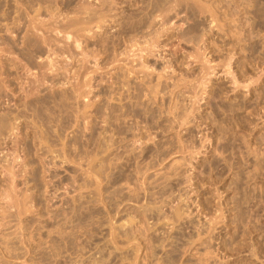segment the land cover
Instances as JSON below:
<instances>
[{
	"label": "rangeland",
	"instance_id": "obj_1",
	"mask_svg": "<svg viewBox=\"0 0 264 264\" xmlns=\"http://www.w3.org/2000/svg\"><path fill=\"white\" fill-rule=\"evenodd\" d=\"M8 1L10 0H0V48L6 46L3 45L4 41L6 42L4 39L11 35L7 31H3L6 29L5 25L11 22L4 14V10L7 8L5 3ZM12 1L15 2V0L10 2L16 3ZM232 2L234 4L235 1L232 0ZM236 2L233 9L235 13L229 14L227 18V23L231 22L230 26L233 29L225 25V20H221L222 22L219 21L221 31L219 32V27L211 31L212 24H209L211 13L206 12L207 16L201 14L202 17L197 18L200 21L206 18L203 28L207 27L205 28L207 33L206 36L203 35L204 40L192 45L185 41L180 42L174 36L164 43H169V46L167 45L163 52H160L162 57L152 58L151 64L155 63L157 69L151 72L149 78L151 77L154 83L158 80L157 76L159 74L161 76L162 68L169 63H175L176 73L173 72L172 74L171 71L173 70L169 73L172 74V78H176V75L178 78L180 76L179 79H182V76L184 79L187 78V80H181L183 86L180 85V88H176L175 94L166 93L164 106L161 107V104L151 105L155 109L153 110L156 117L161 114L168 120L163 122V125L167 128L161 125L162 119H158V122L156 118L155 123H152L143 116L142 121L139 119L140 122L134 120L132 122L136 123V127H140L134 132L137 133L135 134L136 137L132 135L125 141L122 140L121 142L119 140L118 136L115 135L114 127L106 124L109 119V115H107V113H110L109 106L120 103L115 100L118 95L112 98L113 101L108 97L110 86H116L112 80L108 81L109 75L106 74L107 69H113L114 65L112 64L109 65L110 69L96 72L99 77L95 73L93 75L96 76L97 83L94 79L95 91L90 97L91 101L96 102H93V106L88 111L87 119L84 121L87 126L85 123L83 124V120L81 121L83 125L78 126L75 121V113H73L71 107L66 112V108L63 111V109H59V106L51 105L54 104L51 103L50 108L48 106L45 109V113L50 112L49 109L51 110V107H53L51 112L47 114L48 116L51 114L50 117L55 119L54 122L51 120L48 123V128L52 135L54 134L47 140L51 146L53 144L52 147L49 144L46 145L47 142L43 145V143L40 144L38 140L34 139L33 133L37 130L39 132L40 129L38 128L40 127L23 131L20 128L24 125L19 127V132L22 133H19L20 138L27 136L25 131L34 130L32 137L28 135L27 138L25 137V139L18 142V140L13 141L16 140L14 139L16 135H12V138H7V142L5 140L4 142L0 141V143L2 142L0 146V264H264V98L260 99V102L255 95L257 92L250 93L246 88L232 90L233 88L228 80L229 75L225 73L226 67H224L223 61L229 48L232 47V45H229L230 38L227 32L231 30V32L240 31L244 36L241 42L244 47L247 48L256 41L260 48L258 49L259 52L252 54L253 52L248 49L243 48L244 51L239 46L234 47L233 52L237 56L234 59H238V61L233 64V69L239 77L242 76L246 70L244 66L246 58L250 61L252 59V61L255 60L253 62L255 66L250 64L249 73L240 77V79L245 77L247 79L249 76L255 79L258 78V75H262L260 77L264 79V0H236ZM126 5L128 4H122L123 8H120L121 15L127 14L122 13L127 9ZM238 5L241 7H238ZM130 9H133V7ZM1 14L6 16L3 17ZM15 15L16 13L12 14V16ZM183 15L185 14L183 13L175 18L177 29L173 32L181 31L185 28L183 24L187 26L192 22ZM183 19L185 20L182 21ZM6 20L8 23H6ZM203 28L202 30H205ZM118 30L117 22L110 25L106 33L102 31L101 34L105 37L108 34H116ZM92 47L93 50H98L97 47ZM198 48L213 61L211 63L213 68L209 70L211 74L207 75V78L211 79H205L206 83L204 85L199 83L202 79L201 75L204 73L202 67L205 66L203 62L205 60L195 62L193 57H189V52H195ZM89 49V51L92 50L91 47ZM176 50H178V53H176ZM0 53L1 57L4 56L1 60H5L3 62L7 63L11 62L7 58H12L18 54L13 52L12 56H10L11 53L7 56L8 53L1 51ZM179 56H181L180 60H182V56L185 58V60L183 59V65L177 60ZM109 60V57L102 56L100 66L108 65ZM218 62L223 64L220 65ZM206 66H210V64ZM3 69H1L2 73L4 72ZM76 69L78 70L79 67L76 66L72 70L71 76L65 75L63 77L64 82H68L70 78L71 84L75 80L72 76ZM207 69L208 67L204 71ZM20 70L22 71V68ZM110 71L114 72V69ZM22 75V78L18 79L20 80L19 86H24L26 81L24 79L26 74ZM141 75L144 74L141 73ZM5 76H7L6 73H3L2 76L0 75V79H5ZM11 78H13V75ZM164 78V76H161L162 80H165ZM259 78L253 86H259L262 83V79ZM198 79L200 80L198 81ZM196 80L199 83H196ZM68 84L63 88H66ZM49 85H45L44 90L38 96L45 95L53 90L52 86ZM13 86L11 87L14 89ZM55 87L56 90L61 88L58 85ZM259 88V91L263 92L264 84L262 83ZM16 90L18 91V89ZM7 91L11 96L10 88ZM12 91L14 96L15 91ZM236 92H239L238 97L235 96ZM194 95L195 97L198 95L199 98H194ZM4 98H0L1 115L5 109L14 107V100L18 97L14 96L13 102H9L7 98ZM18 102L21 101L18 100ZM244 102H248V107L243 106ZM254 102L258 105L256 106L257 110L254 108L255 105L251 106ZM94 103L96 104L94 105ZM176 103H178V107H176ZM169 105L172 107H169ZM229 108L234 111L229 110ZM252 110H255L254 113H252ZM54 111H57L58 115ZM172 111L173 113H171ZM186 114H190V116ZM240 115L250 116L256 121L255 124L252 123V125L249 124L250 126L242 127L239 119ZM104 116L105 119L107 118L106 120ZM175 116L179 119L181 117V120L182 116H188L185 119L189 120L190 118V122L188 123L187 120L185 123L184 119L183 122L178 123ZM63 117L67 118V122L64 123L66 127L61 122V120L64 121ZM173 118L176 120L174 123ZM27 119L30 120L31 118H23V120ZM145 121L150 123L146 124ZM60 126L63 130L60 129ZM231 127L234 128L231 129ZM45 128L44 130H46ZM258 130L259 132L256 134ZM58 131H63V134L60 133L62 137ZM260 136L261 138L263 136V138L260 142H257L255 137L260 138ZM117 138L120 143L113 140ZM139 138L141 142L137 140ZM33 139L35 143L32 141ZM50 139L52 140L50 141ZM26 141L33 143L31 151L26 149ZM63 142L66 146L62 144ZM145 152H148L147 156L149 157L143 156ZM6 153L9 155L4 157ZM16 154L19 156L18 161L13 157ZM25 164L27 165L25 166ZM13 166H15V170H21L17 171L22 174L20 173L21 175L16 178L15 191H4L7 184H9V182L7 183L8 176L5 175L7 173L5 168ZM24 169H27V171ZM139 170L140 174L138 173ZM22 175L26 176L23 177ZM99 189L101 190L99 191ZM8 192L12 193H9V195ZM27 197L28 199H26ZM29 235L32 236V239ZM113 235L116 236V241L112 239Z\"/></svg>",
	"mask_w": 264,
	"mask_h": 264
},
{
	"label": "bare ground",
	"instance_id": "obj_2",
	"mask_svg": "<svg viewBox=\"0 0 264 264\" xmlns=\"http://www.w3.org/2000/svg\"><path fill=\"white\" fill-rule=\"evenodd\" d=\"M10 1L6 2L5 3L6 5L4 4L5 7L7 6L6 10H4L5 11L4 14L7 15L6 18L9 19L11 22L9 21L10 23L9 24H6V23H8V21L6 20L7 21L5 23L6 24L5 25L6 29L3 30V31H5V32L7 31L11 35H10V37H7L6 39H4V40H6V42L4 41L5 44L3 42L2 43H3V45H6V46H4L3 48L1 47L0 48V51L3 52V53L5 52L6 54L8 53L7 56H9L10 53H11L10 56H12V53L13 52L14 53L17 52L18 54H17V56H14L12 58H7V59L11 60L10 63H7V62H3L5 60H3V61L1 60V59H3L2 57H4V56L1 57V53H0V75L2 76L3 73L4 74L6 73V75H7V76H5L6 78L4 77L6 79V81H5V79H0V98L2 99V97L3 98L5 97V98H7L9 100V102H11L12 100H14V96L15 97H18V98L14 100L15 103H14V107L13 108H7L2 113V115L0 114L1 115L0 116V141H3L4 142V140H5V142H7V138L8 137L9 138H12L11 137L12 135H16L15 138H14L16 140H13V141H17L18 140V142H20L19 140L25 139V137L27 138L28 135H29V137L30 136L32 137V133L34 132V130L33 131H25L27 136H24V138H20V134H22V133H20L21 131L19 132V127L24 125L23 126L24 129H23V127L20 128L23 131L26 130V129H29V128L30 129H36L37 127H40L38 129H40L41 132L39 131L40 132L39 133L38 130H37V132L33 133L34 134L33 137H34L35 140H38V142L40 144H42V143H43V145L49 144V146H51V145H50V142L49 143L47 142V140H49V138L51 136H53L54 134L52 135L50 129L48 128V123H50L51 120L53 121L55 119L53 117H50L51 114H50V116L47 115L48 113L51 112V110L53 109V107H51L52 108L51 110L49 109L50 112H47V114L45 113V109H47L48 106L50 108V104L51 103H54V104H51V105H57V107L59 106V109H61V110L63 109V111L66 108V110H67L66 112H68V108L71 107L73 109V113H75V115H74L75 116V119H76L75 121L78 123V126L83 125L85 123L84 121L87 119V114L89 113L88 111H89L90 107L93 106V102H96V101H91V97H90L91 94L95 91V87H94V84H93L95 81L93 82V80L98 75V73L96 75V72L101 71V70H104V69L106 70L107 68H109V65H112V64L114 65V67H112L114 69V72L110 71V70H113V69H110V68H109L110 70L107 69V73H106V71H104L107 75H109L108 81L109 80H112L113 84L116 85L115 87H113V85L110 86L111 89H108L109 90L108 91V94L110 92V95L108 97H110L112 99V98L115 97V95H116V97L118 95V97L115 98V100H118V102H120V103L119 104H113V105L111 104L110 106L108 105L110 107V109H109L110 110V113H107V115H109V119L106 121L107 123L106 122L105 123L106 124H109V126L114 127L115 135L118 136L119 140H121V142H122V140L125 141L128 137L130 138L132 135L135 136V134H137V133H134L135 130H138L137 128H140V127H136V125H135L136 123L134 124L132 122H133V120L135 122H140L139 119L141 120L143 116H144V118L146 120L151 121L152 123H155V121L156 120L158 121V119H162V124L161 125H163V122H165V120H167V119H165V117H163L161 114L156 117L155 116V112H154L155 109L152 108L151 105L152 104H156V105H160L161 104L160 105L161 107H162V105L164 106L165 95H167L168 92H171V93L175 94L176 93V91H175L176 88H178L180 85H182L181 80L184 79V78L182 76L181 77L182 79H179L180 78L179 75H178L179 78L177 77V75L175 76L178 79L172 78L173 77L172 74H173V72H175V66H174L175 63L174 64H170L169 63V64H166L162 68V71H161L162 73L160 72L161 73V76H164L165 77L164 78L165 80H162L163 77L161 79V76L159 74V76H157L158 77L157 78L158 79L157 82L154 83L153 82V79L151 77L149 78V76L152 74L151 72H153L154 70L157 69L155 67V65H154L155 63L154 64H151L152 58H154V57L158 58L159 56L162 57V55L160 54V52L162 53L163 52V49L169 44V43L168 44H164V43H166L167 41L171 40L174 36H176V39H178V41H180V42L185 41L186 43H191L192 45L193 44H198L202 40H204L203 35L206 36V33H207V32H205L206 31L205 28H207V27L203 28L206 18L204 17L205 20L202 18L204 21L203 20H201V21L200 20H197V18L199 16H201V14L203 16H205L206 15V12L207 13L208 12L211 13L210 14L211 20H210V23H209V24H212L211 25V29H212L211 31H214V29L217 28V27H219V29H218L219 32L221 31V28H220L221 26H219V21L222 22V21L225 20L224 21L226 23L225 25L229 27L231 22L230 23L229 22L227 23V21H228L227 18L229 16V14L232 15L233 13H235V11H233V9L235 8L234 4L236 2V0H233V1H235L234 4H233L232 0H211V2H209L210 0H208V1H205V0H80V1H77V0H15L16 3L14 1H12V2L15 3V4H13ZM122 4H128V5H126L127 6V9H125L124 11H122V13H127V14L121 15V12L119 11L120 8H123L122 7ZM236 4H237V2H236ZM262 4H263V2H262ZM241 6H242V4H241ZM241 6L238 5V7H241ZM129 7L130 8L133 7V9H130ZM2 9H4V8H2ZM1 13H3V12H1ZM13 13H16V15L15 16H12ZM183 13L185 14L183 16H185L186 18L190 19L192 22L189 23L187 26H185V24H183V26L185 28H183L181 26L183 28L181 31H179V32H173V30H176L177 29V27L175 25L177 23V22L175 23V18H178V16H181ZM1 15H3V14H1ZM6 15H3V17H5ZM3 17L1 16V18H3ZM198 19H200V18H198ZM251 19H253V18H251ZM3 20L5 21V18ZM184 20L185 19H183L182 21H184ZM247 21L249 22V20H247ZM117 22H118V26H119V30L117 31V33L116 34H113V35H111V34L109 35L108 34L105 37H103V34H101L102 31H103V33H106L107 28L110 25H113V24H115ZM158 24H160V25L158 26ZM220 25H222V24H220ZM201 27L203 29H205V30H202ZM222 31H224V30H222ZM231 31L230 32L228 31L227 33H228V36L230 38V44L229 45H232V47L229 48V51L226 54L225 59H223V61H224V67H226L225 68V73L227 75H229L228 76L229 77V79H228L229 80V84L233 88L232 90H237L239 88H246L250 93L257 92V94H255V95H256L257 100L260 101V99H263L264 98V89H262L263 92H260L259 91L260 85H262V83L264 84V79L261 78L262 75H258V78L261 76L260 78L262 79V83H260L259 86H256V85L253 86L254 83L258 82V78L253 79L254 77L252 78V77L249 76V78H247V79H245L246 77L240 79V77L245 76L246 74L249 73L250 66L251 65L252 66H255V64L253 65V62L255 60L252 61V59H251V61H250V60H248V58H246L247 60H246V62L244 64L246 70L244 69L245 72H243L244 74H242V76H240V77L237 75V73H235V71L233 69V64L238 61V59L237 60L234 59L235 57L237 58V56H235L236 54L233 52L234 47H238L239 46V48H241V49H243V48L248 49L251 52H253L252 54H254V53H257V51L260 48V46H259V44L256 41L255 42L253 41L254 43H251L249 47L248 46H247V48H246V46L244 47L242 45V43H241L243 41V39H244L243 38L244 36L242 35V33L240 31H236V30L233 31V32H231ZM246 35L248 36V34H246ZM251 37H252V35H251ZM255 38H256V36H255ZM245 41H247V40H245ZM0 43H1V41H0ZM92 46L97 47L98 50H93L94 48ZM219 46H220V44H219ZM221 46H223V45L221 44ZM90 47L92 48L91 51H89L90 50L89 49ZM208 48H209V46H208ZM205 49H207V48H205ZM220 51H217V52H220ZM234 51H236V50H234ZM176 53H178V50H176ZM189 53H190L189 57H193V59L195 60V62L196 61L197 62H201V61L205 60V61H203L205 63V66L202 67V70H203L204 73H202L203 75H201V77H202V79L200 78L201 79V82L199 83L196 80V83H199L200 85H204L206 83V80L205 79H208L207 78V75L211 74V72L209 70H211L213 68L212 65H211V63L213 61H211L206 56V54L200 50V48H198V50L195 51V52L192 51V52H189ZM2 55H5V54H2ZM101 55L102 56L105 55V56H107V57L110 58V60H109L110 62L107 63L108 65L100 66V60H101V57H102ZM250 56H251V54H250ZM180 57L181 56H179L177 60H179V62L181 63V65H183V63H184L183 59L185 60V58H184V56H182L183 58H182V60H180ZM4 59H6V58H4ZM121 61H122V63H121ZM1 62H3V63H1ZM222 62H221V64H223ZM206 63L207 64H210V66H206L207 65ZM89 65H92V66H89ZM76 66L79 67V69L78 70L76 69L75 72L73 73V76H72V77H74L75 80L73 82L71 81L72 82L71 84H70V81H69L70 78L68 79V82L67 81L64 82V80H63L64 78L63 77L65 75L66 76H71V72H72V70ZM207 67H208V69L206 71H204ZM21 68H22V71L20 70ZM1 69H3V71H4L3 73L1 71ZM171 70H173V71H171ZM170 71L172 72V74H169V73H171ZM21 72L24 75L26 74L25 75L26 77L24 76V79H26V81L24 83V86H22V85L19 86L20 85L19 84L20 80H18V79L19 78H22L21 76H23L22 74H20ZM94 73L96 75L95 77L93 76ZM141 73H143L144 75H141ZM12 75H13V78H11ZM97 77H99V75ZM186 77H188V76H186ZM135 78H136V80H138V79L139 80L136 81ZM105 79H106V77H105ZM200 79H198V81ZM210 79H208V80H210ZM95 80H96L95 83H97V78ZM184 80H187V78H185ZM184 80H182V81H184ZM208 80H207V82H208ZM50 81H51V83H50ZM103 81H104V79H103ZM191 83H192V81H191ZM21 84H22V82H21ZM47 84H50L52 86L53 90H50V92H48L45 95L38 96V94L40 95L42 93V91L44 90L43 88ZM66 84H68L67 86H70V85L71 86L70 87H67L66 86V88H63ZM13 85H15V86H13ZM57 85H58V87H61L60 90H58V89L56 90V87L55 86H57ZM11 86H13L15 88L13 89ZM196 86L198 87V85H196ZM8 88H10V92L12 94L11 96H10L9 91H7ZM11 89L14 90V91H15V89H18V91L17 90L16 91L19 94L15 91L14 96H13V93H12L13 91ZM45 90H46V88H45ZM15 94H18V95L16 96ZM238 94H239V92H236L235 93V96L238 97ZM184 96H186V95H184ZM194 98H197L198 99L199 97H198V95L196 97L194 95ZM18 100H20L21 102L19 103ZM179 100H180V97H179ZM179 100H175V101H179ZM112 101H113V99H112ZM197 102H198V100H197ZM255 102H257V101H255ZM255 102L251 106L255 105L254 108L256 109V106H258V105H256ZM17 103H19V104H17ZM95 104L96 103H94V105ZM257 104H259V103H257ZM181 105H179V106H181ZM194 105H195V103H194ZM243 106L248 107V102H244L243 103ZM169 107H172V106L169 105ZM176 107H178V103H176ZM187 107H188V105H187ZM55 108L56 107H54V109ZM192 109H193V107H192ZM56 110H57V108H56ZM172 110H173V108H172ZM179 110H180V108H179ZM229 110H231V109L229 108ZM231 111H234V110H231ZM254 111L252 110V113H254ZM55 113L57 114V111ZM171 113H173V111ZM184 113H183V115H184ZM190 114H186V115H189L190 116ZM231 114H232V112H231ZM177 116H175V119L178 120L177 121L178 123L183 122L184 119H185V117H186V116L185 117L182 116V120H183L182 121L181 120V117L179 119V118H177ZM24 117L25 118L26 117L27 118L30 117L31 119L30 120L27 119L28 121L27 120H23ZM88 117H89V115H88ZM90 118H92V117H90ZM104 119H105V116H104ZM136 119H138V121H136ZM175 119L173 120V123H174V121L176 122ZM239 119H240V121L242 123L241 124L242 127L244 126V128L247 127V126H250L249 124L252 125V123L255 124V122H256L254 119H252L248 115L247 116L240 115ZM82 120H83V124H81V121ZM187 120L188 119H185V123L187 122ZM189 120H190V118H189ZM189 120H188V123L190 122ZM61 122L63 124L66 123L67 122V118L65 117L64 118V121L61 120ZM146 122L147 121H145V123ZM158 122H157V124H158ZM88 123H89V121H88ZM149 123H146V124H149ZM38 124H39V126H38ZM58 124H59V122H58ZM85 125H86V123H85ZM181 125H184V124H181ZM63 126L66 127L65 124ZM137 126H139V125L137 124ZM170 126H171V124H170ZM175 126H174V128L177 127V126L176 127ZM179 126H180V124H179ZM44 127H46L45 128L46 130H44ZM153 127H154V125H153ZM165 128H167V127H165ZM168 128H169V125H168ZM172 128H173V126H172ZM232 128H234V127H231V129ZM60 129L63 130L62 126H60ZM55 131H56V128H55ZM139 131L141 132L140 129H139ZM258 132H259V130L256 132V134ZM60 133L63 134V131L62 132L60 131L59 132V135H60ZM59 135H57V136H59ZM178 135L180 136L179 133H178ZM59 137H58V139H59ZM118 138L117 139H113V140L114 141L116 140V142L118 143L119 142L118 141ZM152 138H153V136H152ZM255 138H256L257 142H260L262 140L263 136H262V138H261V136H260V138L259 137H255ZM34 139L32 141L35 143V140ZM51 140L52 139H50V141ZM137 140L140 141L141 139L139 138ZM114 141H113V143H114ZM45 142H47V143H45ZM1 143H0V146L2 145ZM26 143H27L26 149H28V151H31L33 149V145H32L33 143L32 142H29L28 143L27 141H26ZM36 144H38V143H36ZM51 144H52V142H51ZM62 144H64V142ZM182 144L183 143L181 142V145ZM156 145H158V143H156ZM181 145H179V146H181ZM52 146H53V144H52ZM247 146H249V145H247ZM183 147H185V146H183ZM178 149H179V147H178ZM148 151H149V149H148ZM176 151H177V149H176ZM52 152H54V151H52ZM16 153H17V151H16ZM147 154H148V152L147 153L145 152V154L143 156H147ZM8 155L6 153V156H4V157H7ZM42 155H44V154H42ZM143 156H142V158H143ZM13 157L17 161L19 160V156L17 154L15 156H13ZM147 157H149V156H147ZM165 158H166V156H165ZM41 160H43V159H41ZM141 160H143V159H141ZM21 161H20V163H21ZM189 164H191V163H189ZM9 165H8V167H9ZM26 165L27 164H25V166ZM141 166H142V164H141ZM152 166H153V164H152ZM8 167L5 168V170L7 169V171H6L7 173L5 172L6 173L5 175L8 176V178L7 177L6 178H7V183L9 182V184H7V187L4 189V191H13L14 190L15 183H16V178L19 175H21L22 173L19 172V171H21L19 169H17L19 171L15 170V166H13L11 168H8ZM22 167H24V165H22ZM153 168H154V166H153ZM155 168H156V166H155ZM149 170H150V168H149ZM25 171H27V169ZM138 173L140 174V170H139ZM138 173H136V174L138 175ZM142 173H143V171H142ZM179 173H180V171H179ZM24 176H26V175H24ZM34 176L36 177V175H34ZM156 177H157V175H156ZM169 177H171V176H169ZM40 179H42V178H40ZM4 185H6V184H4ZM141 186H142V184H141ZM100 190L101 189H99V191ZM9 193H12V192H8L7 194H9ZM30 197H32V196H30ZM21 199H23V198H21ZM26 199H28V197ZM6 200H8V199H6ZM9 200H10V198H9ZM6 207H9V206H6ZM159 209H160V207H159ZM19 217H22V216H19ZM174 217H175V215H174ZM130 218L132 219V216ZM135 218L137 219V217H135ZM135 218H134V220H135ZM169 222H171V221H169ZM137 231H138V229H137ZM29 236H31V235H29ZM114 236L115 235H113L112 239L116 241V239H115L116 236L115 237ZM37 237H39V236H37ZM6 238H8V237H6ZM31 239H32V236H31ZM4 242H5V240H4ZM5 252H3V253H5Z\"/></svg>",
	"mask_w": 264,
	"mask_h": 264
}]
</instances>
